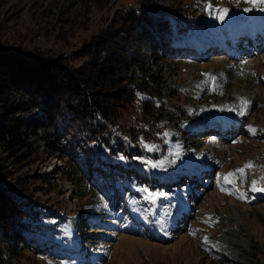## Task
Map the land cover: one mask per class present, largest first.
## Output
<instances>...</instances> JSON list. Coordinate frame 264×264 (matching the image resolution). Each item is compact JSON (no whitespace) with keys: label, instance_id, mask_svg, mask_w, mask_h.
Here are the masks:
<instances>
[{"label":"rangeland","instance_id":"obj_1","mask_svg":"<svg viewBox=\"0 0 264 264\" xmlns=\"http://www.w3.org/2000/svg\"><path fill=\"white\" fill-rule=\"evenodd\" d=\"M139 5L179 17L180 24L205 20L173 45L184 44L179 50L195 51L192 57L161 60L146 39L140 41L150 68L162 72L155 75L160 83L149 86L165 102L159 114L175 131L176 153L150 158L159 147L137 133L140 164L157 182L133 191L145 199L129 201L135 221L126 226L60 157L53 131L25 127L17 144L0 141V185L21 188L65 221L67 243H56L73 252L58 260L6 248L3 264H264V0H0V48L51 52L46 57L63 59L74 76L70 70L89 66L105 32L123 39L131 33L118 25ZM110 56L102 51L98 63ZM132 66L116 84H105V98L135 135L157 111L151 106L144 113L146 93L127 99L124 77ZM21 99L13 104L21 107ZM16 117L29 118L23 111ZM96 212L104 219L89 227Z\"/></svg>","mask_w":264,"mask_h":264},{"label":"trees","instance_id":"obj_2","mask_svg":"<svg viewBox=\"0 0 264 264\" xmlns=\"http://www.w3.org/2000/svg\"><path fill=\"white\" fill-rule=\"evenodd\" d=\"M200 18L198 23L193 20L192 24V20L186 18L184 24H180L179 17L159 16L152 13L151 6L139 5L130 10L126 19L118 25L121 30L130 27L131 33L123 39L120 34L105 32L93 45L94 53H91L89 66L70 70L74 76L63 64V59L54 61L46 57L51 52L36 50L34 54H26L0 48V109L3 110L0 141L7 142V146L17 144L25 127L35 132L41 128L53 131V136L57 137L53 147L60 157L81 175L89 188L104 198L108 207L122 215L126 226L129 223L134 225L135 220L127 205L131 200L141 204L145 197L133 191L145 192L157 182L156 174L148 172L140 164L142 151L137 133L140 135L142 132L144 141H152L159 147L150 158L158 155L160 161L164 160L165 154L176 153V145H179L174 142L175 131L161 122L164 115L159 113L165 110V102L155 95L149 85L159 84L155 75L162 72H154L150 68L148 58H144L141 51L142 42L146 39L161 60L174 56L192 57L195 51L179 50V47H185L184 44L173 45L177 40L182 42L187 35L198 32L205 21ZM195 24L198 26L193 28ZM102 51L111 56L107 63L99 64ZM195 56L198 57V54ZM135 63L137 65L132 66ZM151 65L154 66L155 62ZM131 66L138 69L124 77L127 99L132 102L139 93H146L144 113L149 115L147 110L151 106L157 111V115L148 121V127L145 126L144 131L140 129L135 135L119 122L118 115H112L110 110L114 103L110 104L105 98L108 92L105 84H116L123 71L127 72ZM19 95L22 96L19 100L21 107H16L13 103ZM19 111L29 118L16 117ZM127 184H131L129 189ZM114 196L115 203L112 201ZM47 208L32 201L21 188L16 191L0 185V264L9 259L6 248L10 252L14 251L13 248L26 250L58 260L62 259V255L70 257L73 254L62 248L67 243L65 221ZM97 213L92 216L90 222L94 224H88L89 227L96 225V219H104V214Z\"/></svg>","mask_w":264,"mask_h":264},{"label":"bare ground","instance_id":"obj_3","mask_svg":"<svg viewBox=\"0 0 264 264\" xmlns=\"http://www.w3.org/2000/svg\"><path fill=\"white\" fill-rule=\"evenodd\" d=\"M260 29H261V28H260ZM259 31H260V30H259ZM240 37H241V36L238 35V38L236 39L237 43H240L241 40H243V38L240 39ZM242 37H244V35H243ZM248 41H249V42H252V44H254V42H253L251 39H249ZM236 46H237V44H236ZM237 47H239V46H237ZM232 50H233V49H232ZM233 51H234V50H233ZM237 51H238V50H237ZM237 60H239V59L237 58Z\"/></svg>","mask_w":264,"mask_h":264}]
</instances>
